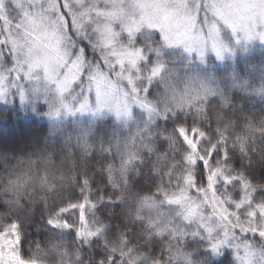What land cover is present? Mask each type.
Listing matches in <instances>:
<instances>
[{
    "label": "trees",
    "instance_id": "trees-1",
    "mask_svg": "<svg viewBox=\"0 0 264 264\" xmlns=\"http://www.w3.org/2000/svg\"><path fill=\"white\" fill-rule=\"evenodd\" d=\"M112 27L143 57L117 69L101 40L89 46L110 78H132L123 116L94 112L88 77L59 93L43 69L23 99H0V236L18 225L26 264H240L211 245L264 242V44L223 29L227 50L200 57L155 29Z\"/></svg>",
    "mask_w": 264,
    "mask_h": 264
},
{
    "label": "snow or ice",
    "instance_id": "snow-or-ice-1",
    "mask_svg": "<svg viewBox=\"0 0 264 264\" xmlns=\"http://www.w3.org/2000/svg\"><path fill=\"white\" fill-rule=\"evenodd\" d=\"M138 7L139 19L124 24V31L130 37L146 25L149 29H159L166 45H182L186 51H195L200 56L209 47L218 57L227 50L221 25L230 28L238 39L264 41V0H142ZM93 10L110 21L121 18L115 4L110 11H99L95 4L86 6L84 0H0V94H3L0 99L12 91L23 99L25 81H39L38 70L43 69V78L55 82L59 93L72 88L74 81L83 83L87 76L89 81H96L99 100L100 84L107 79L105 67L109 72L115 69L107 56L102 57L103 64L90 62L89 44L82 46V42L91 41L87 25L93 22L90 16ZM94 31L100 34L104 46L112 45L119 35L111 23L102 26L97 23ZM112 55L121 66L128 60L135 67L143 58L140 49L132 52L123 45L121 50L114 49ZM160 67H154L153 74ZM124 78L133 83L131 76ZM132 90L136 91L135 87ZM87 104L85 97L81 109ZM65 107L71 111L68 105ZM49 223L58 226L53 220ZM64 227H69L67 221ZM17 228L18 225H13L15 239L8 241L13 249L21 243ZM259 235L264 238V231ZM220 243L219 240L213 243L212 250L216 251ZM20 264L26 262L20 258Z\"/></svg>",
    "mask_w": 264,
    "mask_h": 264
},
{
    "label": "rangeland",
    "instance_id": "rangeland-1",
    "mask_svg": "<svg viewBox=\"0 0 264 264\" xmlns=\"http://www.w3.org/2000/svg\"><path fill=\"white\" fill-rule=\"evenodd\" d=\"M84 2H85L86 6H91V5L95 4L96 9H98L99 11H110L113 8V4H115L117 10L121 12V18H117V19L110 21L107 17L98 16L96 10H93L90 13L91 20L93 22L89 23L87 25V29H88V33H89V36L91 38V41L82 42V46H85L86 43H88L89 46L91 47L92 46L91 42L101 40L100 34L97 33L96 31H94L95 27L97 26V23L100 26H102L105 23H111V26H112L113 21H118L120 23L126 24V23H130L131 20H133V19H139L140 15H141V9H140V7H138V5L142 2V0H84ZM143 27L148 28V27H146V25L142 26V28ZM112 28L114 29V27H112ZM223 29H225V30L229 29L231 32L230 28H228L227 26L221 25V30H223ZM155 30L159 31V29H155ZM132 37H135V35ZM255 40L264 44V41L260 40L259 38H255ZM123 46L127 50H132V49H129L126 45H123ZM171 46H179L181 48H184L182 45H171ZM104 48L108 49L112 53L114 49L115 50H121V45L118 46L114 40V43L112 45L104 46ZM89 49H87L89 56L90 55L94 56L96 53V55L98 57L97 50H95V51L93 50L94 52H92V54H91ZM132 52H134V51H132ZM188 53H190V54L196 53L197 55H199L195 51L188 52ZM208 53H213V54L215 53L216 54V52L214 50H212L211 47H209L207 50H205L203 56L208 54ZM223 53H224V51H223ZM92 56L89 57V60H91ZM203 56H200V57H203ZM96 62L101 63V64L104 63L103 59H99V60L96 59ZM115 65H116L117 69L124 68L120 64H115ZM107 71L108 70L105 69V72L107 74V79L102 81L100 84L101 96H100V99L98 100V110L97 111L94 109L93 110H94V112L110 111L111 113H114L116 116L120 117V116H123L124 114H126L127 104L125 102L117 100V96H120V94L122 96H126L125 93H122L119 90L122 87L124 90H126V88H128L127 84H126L128 81L126 79L120 78L121 76L118 75V73L116 75L118 77L117 79H119L118 81L116 80L114 75H112L110 78L109 72L107 73ZM120 73H122V72L120 71ZM85 77H87V76H85ZM112 78H113V80H112ZM109 79H111V81ZM89 84H91V81L88 80L87 85H89ZM88 89H89V87H88ZM92 90H93V93L97 99V86H96V81H94V80L92 81L91 89L89 90V92L91 93ZM87 106H88V104H87ZM84 110L88 111V109L85 107H84ZM18 135H19V133L17 132L16 136H18ZM28 138H30L29 139V141H30L29 145H32L34 143V140L36 139V135L34 136L33 134H31V136ZM6 139H8V140L12 139L11 135H7L4 139V141ZM207 203L210 207H213L211 205L210 201H207ZM211 220H212V222L217 223L216 220H214L212 218H211ZM223 225H224V227L226 226L224 223H223ZM223 225L221 227L218 226L219 231H222ZM245 230L248 231V228L245 227ZM12 231H13V229L10 231H7L6 233H4L3 235L0 236V248L3 249L2 251H0V264H20L19 255L18 256L16 255L17 253L19 254V245H17L15 247V249H13L8 244V241L15 239V237L12 236ZM247 238L248 239L237 238V241H233L230 238H227V239L223 238V239L219 240L222 242L219 245H224L223 247H227V248H229V250H232L235 254L234 256H235L236 260L240 264H264V242H262L260 240L258 241V239H256L252 235H249Z\"/></svg>",
    "mask_w": 264,
    "mask_h": 264
}]
</instances>
